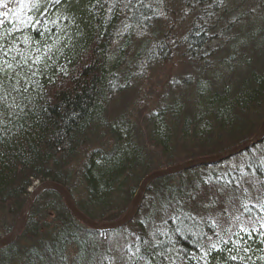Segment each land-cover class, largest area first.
<instances>
[{
	"label": "trees",
	"instance_id": "trees-1",
	"mask_svg": "<svg viewBox=\"0 0 264 264\" xmlns=\"http://www.w3.org/2000/svg\"><path fill=\"white\" fill-rule=\"evenodd\" d=\"M0 1V238L13 230L36 180L62 184L93 221L117 220L111 202L119 191L123 201L135 193L126 188L134 170L145 167L140 182L165 165H150L153 150L140 122L123 113L106 117L131 77L156 56L168 57L152 25L161 0ZM243 2L248 12L231 23L227 14L217 24L203 11L202 28L188 32L183 55L195 64L184 91L141 121L153 149L173 150L174 135L175 142L216 148L188 159L220 153L221 139L233 133V143L250 136L248 115L264 99V12L261 0ZM211 34L221 46L211 47ZM102 132L110 144L100 142ZM144 194L140 204L148 207L136 215L134 231L100 232L44 190L18 238L0 247V264H264V139L215 164L155 179Z\"/></svg>",
	"mask_w": 264,
	"mask_h": 264
},
{
	"label": "rangeland",
	"instance_id": "rangeland-1",
	"mask_svg": "<svg viewBox=\"0 0 264 264\" xmlns=\"http://www.w3.org/2000/svg\"><path fill=\"white\" fill-rule=\"evenodd\" d=\"M15 1L22 2L24 0ZM246 6L247 4L244 3L243 0H238V4L237 0H161L158 11H154L155 13L157 12V17L155 18L156 20H152L153 23L149 22V25H151L152 23V25L160 27L163 34L162 36H164L166 40L168 57L163 58L160 55L156 56V58H158L159 60L155 65L151 66L147 70L144 69L140 72V75H137L135 78L131 77L129 80V88L125 92L121 93L123 95L119 99H115L113 97L110 100L106 117L107 119H113L118 114L123 113L122 116L125 119H135V122H140V124L138 123L137 125L140 126V129L142 130V135L144 136L143 142L147 145V147H149L150 150H153L148 157L150 165L154 166L156 164H165L156 169L173 166L174 164L186 161L191 158L201 157L193 156L185 159V156L191 153H200L201 151H204V153H206L216 150L215 147L201 149L199 148V145L195 146L194 144L185 143V141L175 142V135L171 138L170 143L171 147L174 148L173 150L165 153L161 149H153L150 146L151 141L149 140V136L146 137L148 132L147 126H145V124H143L141 121H143V119L148 114L153 112L155 107L160 103L162 99L167 98L168 100L166 101L170 102L172 96H174V94H178V89L181 92L184 91L182 88V85L184 84L183 82L190 78L189 76L190 74H192V64H195V60L183 55L184 53L182 50V44H184L185 46L184 39L186 38L188 32H190L192 29L196 32L198 29L202 28L203 25L201 24V22L206 19L205 15H203V11L207 12L206 14L208 18L210 17V19H213V21L217 20V24H219L220 22L218 18L227 14V18L230 17L229 23H231L233 21L232 16L234 14H244L246 10V12H248L249 7ZM12 9H14V7ZM254 9L257 11L256 6L254 7ZM259 11L264 12V0H261V4H259ZM5 12L6 2L0 1V17L5 16ZM202 16H204V18H202ZM157 21L159 22V24L156 25ZM149 29L150 32H155L154 26H150ZM219 29L221 30V25H219ZM211 35L213 36V38H215L216 41L212 42L211 47L221 46L219 44L220 39L216 38L217 35ZM218 55H220V53ZM136 66L139 65L136 63L133 67L131 65V68L137 69ZM184 96H186V100L190 99V94L188 92L186 93V95H183V98ZM263 118L264 99L262 100V104L260 105L258 110L253 109V111H251L248 115V121L250 120L251 124L253 125L251 128H249L250 136L248 138L256 133ZM244 132L246 131H243V133ZM96 135L101 136L100 142L109 144L111 143L112 139L108 133L102 132ZM236 136H238V133H233L232 135L223 137L220 142V144L223 145L219 147L221 148L219 149L220 152L228 149L223 148L226 147L227 144L231 145L229 146V148L239 144L233 143ZM96 145L97 144L95 142H92V144L88 148H85V152H90ZM170 160H172L173 163L168 165L167 162ZM144 168L145 167L140 166L137 167L136 170H134L135 172L132 174L133 176H131L127 180L128 184L126 188L130 189L131 187H135L136 190V186L139 184V178L137 179V174L143 172ZM40 182V180L34 181L29 189H32ZM133 195L134 193L132 194V196ZM114 197V200L111 202L112 207L110 208L109 214L112 216H116L115 219H118L128 209V206L130 204L129 200L131 198L129 200L125 199L123 201V195L121 191L116 193ZM148 197L144 194L143 202L146 201L147 203ZM140 202L142 204V201ZM141 204L139 205L137 212L130 220V222H128L123 227L126 226L131 231H134L133 222H135L136 215H141V213L145 210V207H148V204L143 207H141ZM124 209L125 211L122 213ZM98 214L99 213H96L95 215L98 216Z\"/></svg>",
	"mask_w": 264,
	"mask_h": 264
},
{
	"label": "water",
	"instance_id": "water-1",
	"mask_svg": "<svg viewBox=\"0 0 264 264\" xmlns=\"http://www.w3.org/2000/svg\"><path fill=\"white\" fill-rule=\"evenodd\" d=\"M264 139V118L261 121L258 130L256 133L251 136L250 138L246 139L245 141L228 148L227 150L213 154L208 156H201L197 158H191L186 161L174 164L173 166H167L159 169L152 170L151 172L147 173L145 176L142 177L135 193L130 201L128 209L126 212L117 220L110 221V222H97L90 219L86 216L81 210L77 208L75 205L69 191L65 188L62 184L52 181H44L35 185L31 190H29V194L26 198L24 206L16 220V223L13 227V230L6 236L0 238V247L6 246L12 243L21 233L27 213L35 200L38 194L44 190H53L57 192L63 200L64 205L66 206L67 210L72 214V216L84 224L86 227L104 232L109 230H114L123 227L126 225L130 220L133 218L135 213L138 210L140 205L141 198L146 187L155 179H158L163 176H168L172 174H176L182 172L184 170L201 166V165H210L220 162L224 159H227L231 156H234L237 153H240L249 147L259 143Z\"/></svg>",
	"mask_w": 264,
	"mask_h": 264
},
{
	"label": "snow or ice",
	"instance_id": "snow-or-ice-1",
	"mask_svg": "<svg viewBox=\"0 0 264 264\" xmlns=\"http://www.w3.org/2000/svg\"><path fill=\"white\" fill-rule=\"evenodd\" d=\"M8 66V68H12L13 67V65H11V64H9V65H7ZM238 257H236V256H233V257H231V259H233V260H235V259H237Z\"/></svg>",
	"mask_w": 264,
	"mask_h": 264
}]
</instances>
